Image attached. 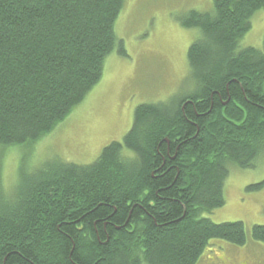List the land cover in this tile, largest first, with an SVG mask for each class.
<instances>
[{
	"label": "trees",
	"instance_id": "trees-1",
	"mask_svg": "<svg viewBox=\"0 0 264 264\" xmlns=\"http://www.w3.org/2000/svg\"><path fill=\"white\" fill-rule=\"evenodd\" d=\"M125 0H0V147L51 134L101 80ZM264 0H214L181 19L193 90L137 106L91 164L54 159L0 196V264H197L211 240L264 242L224 206L232 166L264 154V40L240 48ZM264 182L251 186L260 188ZM1 195V194H0Z\"/></svg>",
	"mask_w": 264,
	"mask_h": 264
},
{
	"label": "rangeland",
	"instance_id": "rangeland-1",
	"mask_svg": "<svg viewBox=\"0 0 264 264\" xmlns=\"http://www.w3.org/2000/svg\"><path fill=\"white\" fill-rule=\"evenodd\" d=\"M190 10L212 13L214 0H125L115 32L127 55L117 47L106 57L101 80L51 134L33 145L0 147V196L15 191L23 174L54 159L79 165L95 162L111 142H123L137 106L192 91L193 84L186 81L191 72L188 50L202 31L181 24ZM250 24L240 48H262L264 9L252 15ZM261 182L264 154L254 167L232 166L224 206L204 216L218 223L242 221L251 233L253 225H264V186L250 188ZM197 264H264V242L250 237L238 246L214 239Z\"/></svg>",
	"mask_w": 264,
	"mask_h": 264
}]
</instances>
